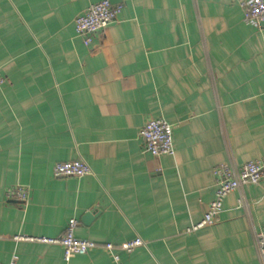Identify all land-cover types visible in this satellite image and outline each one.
<instances>
[{"label":"crops","instance_id":"0c3cea01","mask_svg":"<svg viewBox=\"0 0 264 264\" xmlns=\"http://www.w3.org/2000/svg\"><path fill=\"white\" fill-rule=\"evenodd\" d=\"M100 1L0 0V263L111 264L102 249L65 262L60 246L12 240L61 237L75 219L81 240L142 239L116 251L122 264H261L264 182L186 231L215 167L264 158V22H244L248 0H109L120 12L86 47L74 19ZM151 119L173 127L174 156L143 149ZM75 160L92 175L53 176Z\"/></svg>","mask_w":264,"mask_h":264},{"label":"built area","instance_id":"2783aa9c","mask_svg":"<svg viewBox=\"0 0 264 264\" xmlns=\"http://www.w3.org/2000/svg\"><path fill=\"white\" fill-rule=\"evenodd\" d=\"M244 22L260 27L264 22V1L248 0L240 4ZM120 12V7L112 5L109 0H102L91 5L84 13L74 19V31L81 39L82 44L89 47L93 39L102 34L112 24ZM4 78L0 76V86ZM139 138L143 149L152 157L174 156L173 127L159 119H151L139 131ZM92 175L88 164L83 160L56 163L53 167L54 177L82 178ZM215 183L214 197L208 204L202 220L187 229V233L196 232L214 224L216 217L222 211L224 199L231 193L241 190L246 185H259L264 182V158L249 161L240 167L234 164L219 165L212 171ZM7 199L25 203L27 192L22 188L8 189ZM264 198V195H263ZM79 222L70 219L67 222L64 234L61 237H25L17 235L12 238L15 242H32L43 245H56L63 249V259L69 262L72 255H84L94 249H102L110 254L111 264H122L116 251L130 254L138 247H144L145 242L140 238L124 242L120 245H98L89 240L76 238L75 230ZM255 247L261 264H264V232L255 233ZM13 257L9 264H15ZM1 264V263H0Z\"/></svg>","mask_w":264,"mask_h":264},{"label":"water","instance_id":"95a60500","mask_svg":"<svg viewBox=\"0 0 264 264\" xmlns=\"http://www.w3.org/2000/svg\"><path fill=\"white\" fill-rule=\"evenodd\" d=\"M86 217H87V219H90V216L89 215H87Z\"/></svg>","mask_w":264,"mask_h":264}]
</instances>
